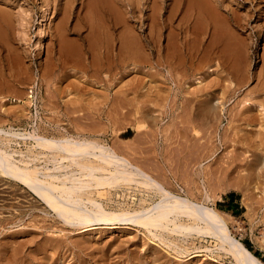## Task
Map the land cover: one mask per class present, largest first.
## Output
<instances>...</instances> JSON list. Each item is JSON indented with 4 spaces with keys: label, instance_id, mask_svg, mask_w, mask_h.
Instances as JSON below:
<instances>
[{
    "label": "rangeland",
    "instance_id": "374dc122",
    "mask_svg": "<svg viewBox=\"0 0 264 264\" xmlns=\"http://www.w3.org/2000/svg\"><path fill=\"white\" fill-rule=\"evenodd\" d=\"M138 1L143 6L142 9L136 7L135 12L119 6L121 0H0V10L9 18H0V129L23 134L35 132L39 136L59 140L70 137L96 139L107 146L116 147L115 150L121 151V155L134 165L143 167L147 173L157 177L166 190L182 196L190 192L188 196L191 199L202 200L223 214L222 217L226 216V227L231 237L243 243L264 262V90L259 89L258 85L263 76L260 68L264 63V18L259 16L250 20L240 0H224L223 5L228 4L237 14V29L231 28L235 36L230 39L213 40L207 36L211 32L209 27L206 28L202 23L195 24L199 20L189 11L186 0H165L166 8L161 12V20L159 17L160 21L153 28L156 31L152 32L146 23L149 15L146 5L149 0ZM207 2L211 6L216 5L215 0ZM229 8L220 6L217 12L221 17H228ZM183 15L189 20L190 38H184V29L175 26ZM126 19L132 25L133 35L140 38L141 45L145 43L142 52H150L146 64H137L128 59L129 53L123 61L126 65L117 62L119 59L115 54L123 25L127 24ZM218 25L221 26L222 22ZM157 31H161L160 35H157ZM219 31L224 32L225 29ZM157 40L161 42L159 46ZM162 57L171 64V71L165 68L167 62ZM172 64L176 66L175 69ZM178 68L182 69L179 71ZM210 104L213 111L208 107ZM116 112L120 114L118 117ZM208 131H211L210 134ZM203 138H206L205 141ZM194 141H197L196 145ZM35 146L31 139L0 135V148L14 153V159L26 162L27 159L35 158L30 163L32 166L51 168L52 164L48 162L52 156L50 151ZM237 154L244 158L238 170L244 169L252 155H259L262 159L257 177L253 182H247L250 185H245L247 189L244 188L243 192L237 189L236 176L243 172L238 173L236 169L234 176L222 180L215 175L220 165L226 167L224 164L227 165ZM172 155H175L174 159ZM62 164L67 165V162L63 161ZM203 182L208 199L200 191ZM128 183L96 188L89 195H77L85 200H95L107 211L116 214L147 208L159 200L157 193L152 190L141 184L139 186V183ZM228 183L233 187L224 189ZM0 185L8 190L5 194L0 191V196L9 198L4 201L0 197L3 202L1 204L0 201V264H137L132 257L135 253L142 257L139 264H237L231 253H227V247L220 246L219 240L209 233L205 235L191 231L187 236L183 231V236L181 233L176 235L153 231L155 235H160L155 239L151 233L128 222L126 225L116 222L110 225L112 229H109V225L99 224L94 226V230L80 233L64 224L22 185L1 176ZM243 194H247V197ZM85 205L89 206L88 203ZM181 222L188 225L193 223L185 218ZM199 226L204 227L203 224ZM15 244L17 246L14 248Z\"/></svg>",
    "mask_w": 264,
    "mask_h": 264
},
{
    "label": "bare ground",
    "instance_id": "6f19581e",
    "mask_svg": "<svg viewBox=\"0 0 264 264\" xmlns=\"http://www.w3.org/2000/svg\"><path fill=\"white\" fill-rule=\"evenodd\" d=\"M181 1V0H180ZM187 1V5H189V11L191 13H193V16H196V20L199 21H195L196 23H202V25L206 28L209 27V29H211V32H209L210 34H208L207 36L210 39L216 40L218 38L221 39H230L232 37L235 36V33L231 31V28H236L237 25V14H235L236 12H234L233 9L229 8L228 4L223 5L225 3L224 0H215L216 5L215 6H211L207 0H186ZM165 0H149L148 1V5H146L149 9L148 12V17L146 19V23L148 25V28H150V30H155L153 29L158 21V18L161 16V12L166 8L165 6ZM240 3H242L244 5L243 9L245 12V15L248 19H252V18H258L259 16H262L264 18V0H240ZM116 4V3H114ZM118 4V3H117ZM144 5V7H145ZM117 6V5H116ZM124 9L130 8V11H133L136 7L137 9H142L141 7L142 2L138 1V0H121V5ZM217 6V7H216ZM220 6L225 7V9L228 7L229 9L227 10V15L230 16H225V17H221L219 15V13L217 12L218 9H220ZM118 7V6H117ZM115 9V8H114ZM136 9V10H137ZM93 11V10H92ZM135 11V10H134ZM226 11V10H225ZM136 12V11H135ZM230 12V13H229ZM130 13V12H129ZM128 13V14H129ZM125 14V13H124ZM131 14V13H130ZM189 15V13H187ZM127 15V14H126ZM131 16V15H130ZM139 16V15H138ZM171 16V15H170ZM172 16H175L172 15ZM171 16V17H172ZM135 17V16H134ZM141 17V16H140ZM170 17V18H171ZM192 17V16H191ZM203 17V18H202ZM0 18L4 19V20H8V15L6 13H4L3 11L0 10ZM133 19V18H132ZM138 20V19H137ZM161 20V17H160ZM159 20V21H160ZM201 20H203L201 22ZM131 21V20H130ZM129 21V22H130ZM158 21V22H159ZM171 21V20H170ZM14 22V21H13ZM189 20L184 17V15L182 16V18L176 22L175 26L176 28H180V29H184V38H190V33H188L189 30ZM222 22V25H221ZM127 23V19L126 22ZM162 23V22H161ZM172 23V22H171ZM170 23V24H171ZM220 23L221 26H219L218 24ZM160 24V23H159ZM173 24V23H172ZM171 24V25H172ZM146 25V27H147ZM161 26V25H159ZM164 26V25H163ZM169 26V25H168ZM95 27V26H94ZM158 27V26H157ZM116 28V27H115ZM147 28V29H148ZM161 28V27H158ZM167 28V27H166ZM205 28V30H206ZM248 28V27H247ZM40 29V28H39ZM104 29V28H103ZM171 29V27H170ZM221 29H225V31H219ZM237 29V28H236ZM88 30V29H87ZM86 30V31H87ZM109 30V29H108ZM117 30V29H116ZM161 30V29H160ZM106 31V30H104ZM118 31V30H117ZM156 31V30H155ZM159 31V29H158ZM157 31V35H160V31L158 33ZM236 31V30H235ZM63 34V31H61ZM148 32V31H147ZM153 32V31H152ZM151 32V35H152ZM166 32V31H165ZM111 33V31H110ZM133 31H132V25L130 23L124 24L123 25V32L122 34H120V44L118 50L116 51L117 57L119 59L120 64L122 65H126L125 61L127 58L134 60L138 63L143 62V64L145 62L148 61L149 59V55L150 52H142L143 49V45L145 43H142L143 45H141L140 38L136 37L133 35ZM97 34V33H96ZM113 34V33H112ZM136 34V33H135ZM101 35V34H100ZM154 35V34H153ZM153 35L151 37H153ZM163 35V34H162ZM165 35V34H164ZM167 35V34H166ZM165 35V36H166ZM182 35V34H181ZM196 35V34H195ZM63 36V35H62ZM169 36L171 37V31L169 32ZM204 36V35H203ZM104 37V36H103ZM113 37V36H112ZM162 37V36H159ZM177 37V36H176ZM202 37V36H201ZM200 37V38H201ZM205 37V36H204ZM68 38V37H67ZM95 38V37H94ZM117 38V37H116ZM167 38V37H166ZM165 38V40H166ZM169 38V37H168ZM64 39V38H63ZM102 39V38H101ZM160 38H158L159 40ZM164 39V38H163ZM111 40V39H110ZM113 40V39H112ZM142 40V39H141ZM155 40V39H154ZM157 40V42H158ZM164 40V41H165ZM171 39H169V43ZM176 40V39H175ZM182 40V39H181ZM203 40V39H202ZM233 40V39H232ZM103 41V39L101 40ZM211 41V40H210ZM226 41V40H225ZM113 42V41H112ZM144 42V41H143ZM153 42V41H152ZM160 42V41H159ZM159 42L158 45L159 46ZM168 42V40H167ZM204 42V41H203ZM78 43V42H77ZM161 43V42H160ZM166 43V41H165ZM181 44V43H180ZM183 44V42H182ZM213 44V43H212ZM118 45V44H117ZM154 45V44H153ZM167 45V43H166ZM185 45V44H183ZM204 45V44H203ZM210 45V44H209ZM63 46V45H62ZM97 46V45H96ZM103 46V45H102ZM115 46V45H114ZM147 45H145L146 47ZM164 46V45H163ZM190 46V45H189ZM66 47V46H64ZM111 47V46H110ZM208 47V45L206 46ZM213 47V46H212ZM82 48V47H81ZM100 48V47H99ZM104 48V47H103ZM159 48V47H158ZM161 48V47H160ZM165 48V47H163ZM167 48V47H166ZM180 48V47H179ZM67 49V48H66ZM108 49V48H105ZM113 49V48H112ZM152 49V48H151ZM82 51V49H80ZM110 50V48H109ZM145 50V49H143ZM147 50V48H146ZM190 50V49H189ZM193 50V49H192ZM218 50V49H217ZM99 51V49H98ZM158 51V50H155ZM221 51V50H220ZM232 51V50H230ZM234 51V50H233ZM52 52V51H50ZM102 51H100L101 54ZM161 52V50H160ZM163 52V51H162ZM186 52V51H185ZM192 52V51H191ZM212 52V51H211ZM237 52V51H236ZM80 53V52H79ZM84 53V52H83ZM97 53V52H96ZM168 53V52H167ZM178 53V52H177ZM193 53V52H192ZM234 53V52H233ZM264 48H263V52H262V57L264 60ZM95 54V53H94ZM107 54V53H106ZM158 54L160 55V53L158 52ZM164 54V53H163ZM190 54V52H189ZM213 54V53H212ZM67 55V54H66ZM113 57V54H111ZM114 55V56H115ZM158 55V56H159ZM167 55V54H165ZM223 55V53L221 54ZM94 56V55H93ZM92 56V57H93ZM152 56V55H151ZM162 56V54H161ZM189 56V55H187ZM196 56V55H195ZM213 56V55H212ZM99 57V56H98ZM167 57V56H166ZM172 57V56H171ZM226 57V56H225ZM232 57V56H231ZM230 57V58H231ZM49 58V57H48ZM63 58V57H62ZM101 58V56H100ZM99 58V59H100ZM108 58V56H107ZM163 58V57H162ZM170 58V57H169ZM168 58V59H169ZM182 58V57H181ZM191 58V56H190ZM235 58V57H234ZM75 59V58H74ZM77 59V58H76ZM98 59V58H97ZM106 59V57H105ZM113 59V58H111ZM164 59V58H163ZM171 59V58H170ZM178 59V57H177ZM87 60V59H85ZM103 60V59H102ZM102 60H100L102 62ZM117 60V59H116ZM131 60H128L131 61ZM155 60V59H154ZM195 60V59H194ZM48 61V60H46ZM88 61V60H87ZM169 61V60H168ZM188 61V60H187ZM199 61V60H198ZM241 61V60H240ZM50 62V61H49ZM84 62V60H83ZM98 62V61H96ZM112 62V60H111ZM127 62V63H128ZM155 62V61H154ZM164 62H167L166 59H164ZM173 62V60H172ZM180 62V61H179ZM82 63V61H81ZM80 63V65H81ZM90 63V62H89ZM100 63V62H98ZM108 63V62H107ZM160 63V62H158ZM163 63V62H162ZM175 63V62H174ZM173 63V64H174ZM248 63V62H247ZM66 64V63H65ZM74 64V63H72ZM93 64V63H92ZM109 64V63H108ZM106 64V65H108ZM112 64V63H111ZM146 64V63H145ZM172 64V67H174ZM190 64V62H189ZM204 64V63H203ZM249 64V63H248ZM77 65V64H76ZM75 65V67H76ZM85 65V64H82ZM95 65V63H94ZM114 65V63L112 64ZM226 65V64H225ZM60 66V65H59ZM66 66V65H64ZM68 66V65H67ZM72 66V65H71ZM118 66V64L116 65ZM164 66V65H163ZM199 66V65H198ZM235 66V65H234ZM262 67L260 68L262 79L260 81L259 85V89L264 90V63L263 65H261ZM55 67V66H54ZM79 67V66H78ZM81 67V66H80ZM105 67V66H104ZM111 67V66H110ZM108 69H111V68ZM176 67V66H175ZM174 67V69H175ZM230 67V65H229ZM46 68V67H45ZM87 68V66H86ZM164 68V67H163ZM165 68L169 71V69L171 68V64L170 63H166ZM187 68V67H186ZM200 68V67H199ZM203 68V67H202ZM201 68V69H202ZM48 69V68H47ZM81 69V68H80ZM98 69V68H97ZM135 69V68H134ZM179 71L182 68H178ZM177 69V70H178ZM232 69V68H231ZM43 70V69H42ZM49 70V69H48ZM198 70V69H197ZM126 71V70H125ZM171 71V69H170ZM176 71V70H174ZM178 71V72H179ZM208 71V70H207ZM127 72V71H126ZM209 72V71H208ZM247 72V71H246ZM258 72V71H257ZM45 73V72H43ZM92 74V72H91ZM184 74V73H183ZM232 74V73H231ZM259 74V75H260ZM43 75V74H42ZM249 75V74H248ZM41 76V75H40ZM181 76V75H179ZM238 76V75H237ZM257 76V75H256ZM96 77V76H95ZM135 77V76H134ZM243 77V76H242ZM246 77V75H245ZM248 77V76H247ZM93 78V77H92ZM91 78V79H92ZM235 78V77H233ZM96 79V78H95ZM133 79V78H132ZM142 79V77H141ZM196 79V78H195ZM129 80V79H128ZM136 80V78L134 79ZM138 80V79H137ZM143 80V79H142ZM247 80V79H246ZM251 80V79H250ZM1 81V80H0ZM76 81V80H75ZM105 81V80H104ZM2 82V81H1ZM101 82V81H100ZM110 82V81H109ZM124 82V81H123ZM131 82V81H130ZM251 82V81H250ZM99 83V81H98ZM127 83V82H126ZM125 83V84H126ZM132 83V82H131ZM181 83V82H180ZM122 84V85H125ZM133 84V83H132ZM135 84V83H134ZM218 84V83H217ZM242 84V83H241ZM3 85H7V84H3ZM79 85V84H78ZM80 86V85H79ZM133 86V85H132ZM214 86V85H213ZM247 86V85H246ZM252 86V85H251ZM121 87V86H120ZM117 88V87H116ZM122 88V87H121ZM13 89V87H12ZM119 88H117L118 90ZM208 89V88H207ZM16 90V89H15ZM121 90V89H120ZM194 90V89H193ZM7 91V89H6ZM115 91V90H114ZM8 92V91H7ZM15 92V91H14ZM23 92V91H22ZM145 92V91H144ZM157 92V91H156ZM155 93V92H154ZM9 94V92H8ZM13 94V93H12ZM11 94V95H12ZM141 94V93H140ZM17 95V93H16ZM21 96V95H20ZM128 96V95H127ZM223 96V95H222ZM16 97V96H15ZM19 97V96H18ZM113 97V96H112ZM146 97V96H145ZM148 97V96H147ZM146 97V98H147ZM115 98V97H114ZM112 98V100L114 99ZM128 98V97H127ZM139 98V97H138ZM142 98V97H141ZM203 98V97H201ZM207 98V97H206ZM20 99V98H19ZM98 99V98H96ZM117 99V98H115ZM129 99V98H128ZM143 99V98H142ZM151 99V97H150ZM194 99V98H193ZM87 100V99H86ZM85 100V101H86ZM94 100V99H92ZM100 100V98H99ZM124 100V99H123ZM133 100V99H132ZM140 100V99H139ZM158 100V99H157ZM166 100V99H165ZM189 100V99H188ZM79 101V100H78ZM104 101V100H103ZM115 101V100H114ZM185 100H183L182 102H184ZM70 102V101H69ZM76 102V101H75ZM94 102V101H93ZM92 102V103H93ZM116 102V101H115ZM125 102V101H124ZM153 102V101H152ZM188 102V101H187ZM103 103V102H102ZM160 102H158L159 104ZM191 103V101H190ZM190 103H188L190 105ZM197 103V102H195ZM242 103V102H241ZM69 104V103H68ZM67 104V106H68ZM75 104V103H74ZM113 104V103H112ZM115 104V103H114ZM132 104V103H131ZM144 104V103H143ZM157 104V106H158ZM164 104V103H163ZM162 104V105H163ZM183 104V103H182ZM21 105V104H20ZM93 105V104H92ZM125 105V104H124ZM133 105V104H132ZM141 105V104H140ZM139 105V106H140ZM147 105V104H146ZM169 105V104H168ZM184 105V104H183ZM196 105V104H195ZM194 105V106H195ZM95 106V105H93ZM116 106V105H114ZM148 106V105H147ZM155 106V105H154ZM172 106V105H171ZM208 106V105H207ZM91 107V106H90ZM120 107V106H118ZM121 107H123L121 105ZM127 107V106H126ZM141 107V106H140ZM183 107V106H182ZM187 107V106H186ZM208 107H210L209 109H212V105L210 104ZM68 108V107H67ZM95 108V107H94ZM93 108V111L96 109ZM99 108V107H98ZM190 108V107H189ZM200 108V107H199ZM239 108V107H238ZM65 109V108H64ZM69 109V108H68ZM92 109V108H91ZM108 109V108H107ZM111 109V108H110ZM115 109V108H114ZM139 109V108H138ZM142 109V108H141ZM185 109V108H184ZM183 109V111H184ZM195 109V108H194ZM198 109V108H197ZM201 109V108H200ZM214 109V108H213ZM261 109V108H260ZM76 110V109H75ZM99 110V109H98ZM127 110V108H126ZM187 110V109H186ZM228 110H230L228 108ZM236 110V108H235ZM67 111V109H66ZM106 111V110H105ZM128 111V110H127ZM145 111V110H144ZM198 111V110H197ZM213 111V110H211ZM222 111V110H221ZM69 112V111H68ZM139 112V110H138ZM23 113V112H22ZM22 113L20 115H22ZM70 113V112H69ZM114 113V112H113ZM117 113V112H116ZM128 113V112H127ZM130 113V112H129ZM128 113V114H129ZM142 113V112H141ZM186 113V112H185ZM199 113V112H198ZM197 113V114H198ZM85 114V113H84ZM109 114V113H108ZM131 114V113H130ZM138 114V113H136ZM155 114V113H154ZM187 114V113H186ZM237 113H235L236 115ZM13 115V114H12ZM16 115V114H15ZM120 115V114H119ZM117 113V117L119 116ZM123 115V114H122ZM152 115V114H151ZM184 114H182L183 116ZM195 115V113H194ZM234 115V114H233ZM234 115V116H235ZM125 116V115H124ZM127 116V114H126ZM150 116V115H149ZM181 116V118H182ZM186 116V115H185ZM13 117V116H12ZM129 117V116H128ZM198 117H200L198 115ZM210 117V116H209ZM72 118V117H71ZM211 118V117H210ZM76 119V117H75ZM89 119V118H88ZM122 119V118H120ZM129 119V118H128ZM187 119V118H186ZM195 119V118H193ZM58 120V119H56ZM84 121L86 119H83ZM116 120V119H115ZM184 120V119H183ZM182 120V121H183ZM201 120V119H200ZM212 120V119H210ZM74 121V119L72 120ZM82 121V122H84ZM112 121V120H111ZM188 121V120H186ZM184 121V122H186ZM215 121V120H214ZM77 122V119H76ZM81 122V121H80ZM89 122V121H88ZM138 122V121H137ZM199 122V121H198ZM196 122V123H198ZM203 122V121H201ZM207 122V121H206ZM237 122V120H236ZM85 123V122H84ZM91 123V122H89ZM95 123V122H94ZM92 123V124H94ZM115 123V122H114ZM181 123V122H180ZM195 123V124H196ZM200 123V122H199ZM205 123V122H204ZM212 123V121H211ZM88 124V123H87ZM190 124V123H189ZM201 124V123H200ZM97 125V123H96ZM99 125V123H98ZM149 125V123H148ZM177 125V124H176ZM203 125V124H202ZM207 125V124H205ZM211 125V124H209ZM213 125V124H212ZM95 126V125H92ZM100 126V125H99ZM152 126V125H151ZM165 126V125H164ZM169 126V125H168ZM182 126V125H181ZM88 127V126H87ZM179 127V126H178ZM177 127V128H178ZM186 127V125H185ZM184 127V128H185ZM203 127V126H202ZM96 128V127H95ZM118 128V125H117ZM153 128V126H152ZM175 127H173L174 129ZM175 128V129H177ZM180 128V127H179ZM199 128V126H198ZM197 128V129H198ZM93 129V128H91ZM99 129V128H98ZM186 129V128H185ZM213 129V128H212ZM216 129V128H215ZM121 130V129H120ZM153 130V129H152ZM163 130V129H162ZM200 130V129H199ZM210 130V129H209ZM214 130V129H213ZM212 130V131H213ZM38 131V130H37ZM141 131V130H140ZM181 131V129L179 130ZM178 131V132H179ZM186 131V130H185ZM225 131V130H224ZM103 132V131H102ZM117 132V131H116ZM167 132V131H166ZM187 132V131H186ZM209 132V131H208ZM211 132V131H210ZM210 132L208 134H210ZM240 132V131H239ZM24 133V132H23ZM20 132H16L14 130H8L5 131L3 129H0V135H4L5 137H9V138H15V139H31L36 146L35 147H40V148H46V150L48 149L51 153V162L52 166L51 168H39L36 166H32L30 163L35 161V158L32 159H27L26 162L24 160L21 159H14L13 155H15L14 153L10 154L8 153L6 150V148H0V176L4 177L10 181L16 182L20 185H22L24 188H26L29 192H31L32 194H34L37 199L50 211H52L54 213V215L60 219L64 224H67V226L73 227V229L75 228V231L80 232V233H85V232H89L91 230H94V226L99 225V224H105V225H115L116 222L118 223H124L126 225V223L128 222L131 223L132 225H136L137 227H140L144 230H146L148 233H151V235H153L152 237H154L155 239L156 236L153 233V231H160L161 233L167 232V234H182L183 236L185 234H183V231L186 232V235L188 236V234L192 231L195 232H199L197 234L200 233H209L210 235H213L214 238L216 237V239L219 240V242L221 243L220 246H226V250L227 253H231L230 255L234 258L235 262L237 264H264V262H262L257 256H255L249 249L248 247H246L243 243H241L238 240H235L234 238L231 237V235L228 232V229L226 227V222H225V218L226 216L222 217L223 214H221L220 212H218L216 209H214L213 207H209L207 206L202 200H193L191 199L188 195L189 193H185L186 195L182 196L179 193L173 194L171 193L169 190H166L161 183L151 174L147 173L145 170H143V167H139L137 165H134V163H132L129 159H127V157L125 158L124 156H122L121 151L118 153L116 147L112 148L111 145L107 146L105 144H103L101 141H98L96 139H86V138H78V137H70V138H65V139H55V138H46L43 136H39L37 134H35V132L32 133H28V134H23ZM145 135L147 134L146 132H144ZM156 133V131H155ZM175 133V132H174ZM231 133V131H230ZM154 134V133H153ZM185 133H183L184 135ZM224 134V133H223ZM239 134V133H238ZM137 135V134H136ZM149 134H147L148 136ZM171 135V134H170ZM190 135V134H189ZM202 135V133H201ZM230 135V134H229ZM232 135V134H231ZM150 136V135H149ZM175 136V135H174ZM144 137V136H141ZM164 137V136H163ZM189 137V136H188ZM194 137V136H193ZM203 137H205L203 135ZM134 138V137H133ZM132 138V139H133ZM140 138V137H139ZM149 138V137H148ZM183 138V137H182ZM187 138V137H185ZM196 138V137H195ZM224 138V137H223ZM234 138V137H232ZM236 138V137H235ZM257 138V136L255 137ZM172 139V138H171ZM184 139V138H183ZM198 139V138H197ZM206 138H203V140ZM134 140V139H133ZM142 140V138H141ZM145 140V139H144ZM179 140V139H178ZM234 140V139H233ZM151 141V140H150ZM149 141V142H150ZM174 141V140H173ZM205 141V140H204ZM114 142V141H113ZM175 142V141H174ZM195 142V141H194ZM197 142V141H196ZM195 142V145H196ZM202 142V141H201ZM10 143V142H9ZM146 143V141H145ZM171 143V142H170ZM245 143V142H244ZM3 144V143H2ZM115 144V143H114ZM112 143V145H114ZM117 144V143H116ZM125 144V143H124ZM124 144H122L124 146ZM129 144V143H128ZM137 144V143H136ZM173 144V143H172ZM186 144V143H185ZM190 144V143H189ZM201 144V143H200ZM211 144V143H210ZM237 144V143H236ZM241 144V142H240ZM126 145V144H125ZM131 145V144H130ZM140 145V144H137ZM174 145V144H173ZM178 145V144H177ZM199 145V144H198ZM116 146V145H114ZM127 146V145H126ZM133 146V145H132ZM169 146V145H168ZM191 146V145H190ZM194 146V145H193ZM204 146V145H203ZM210 146V145H209ZM208 146V147H209ZM243 146V145H242ZM258 146V145H257ZM119 147V145H118ZM128 147V146H127ZM134 147V146H133ZM139 147V146H138ZM143 147V146H142ZM141 147V148H142ZM148 147V145H147ZM175 147V146H174ZM180 147V146H179ZM182 147V145H181ZM200 147V146H199ZM136 148V147H134ZM140 148V147H139ZM146 148V147H145ZM165 148V147H164ZM172 148V147H171ZM249 148V147H248ZM122 149V148H121ZM128 149V148H127ZM126 149V150H127ZM133 149V148H132ZM144 149V148H143ZM148 149V148H147ZM153 149V148H152ZM151 149V150H152ZM170 149V148H169ZM182 149V148H181ZM194 149V148H192ZM199 149V148H198ZM211 149V148H210ZM119 150V149H118ZM130 150V149H129ZM139 150V149H137ZM149 150V149H148ZM166 150V149H165ZM172 150V149H170ZM174 150H176V147L174 148ZM178 150V149H177ZM190 150V149H189ZM202 150V148H201ZM204 150V149H203ZM123 151V150H122ZM173 151V150H172ZM194 151V150H193ZM130 152V151H129ZM137 152V151H136ZM135 152V153H136ZM144 152V151H143ZM237 152V151H236ZM147 153V152H145ZM153 153V152H152ZM170 153V152H169ZM168 153V154H169ZM180 153V152H179ZM192 153V152H191ZM232 153V152H231ZM240 153V152H239ZM261 153V152H260ZM60 155L59 157H57V155ZM129 154V153H128ZM150 154V153H149ZM173 154V153H172ZM178 154V153H177ZM181 154V153H180ZM179 154V155H180ZM188 154V153H187ZM199 154V152H198ZM151 155V154H150ZM176 155V154H175ZM174 155V156H175ZM172 155V158L174 157ZM187 156V155H186ZM184 156V157H186ZM197 155H195L196 157ZM230 156V155H229ZM240 156L242 155H238L237 157H233L231 158V161L227 163V165L224 164V166L226 167H218L216 169L215 175L217 179H228L231 177V175H233V172L236 171L237 172H243V174L241 173L240 175H236L237 176V189L241 190L240 192H243V189L246 188V186L250 185L247 184V182L251 183L254 181V179L257 177V173L259 171V169H261V162L262 159L259 155H252L249 162H247L246 165H244V169L242 170H238L240 168V161L242 159V157L240 158ZM134 157V156H133ZM171 157V155H170ZM130 158V157H129ZM135 158V157H134ZM137 158V157H136ZM152 158V157H151ZM168 158V157H167ZM198 158V157H197ZM222 158V157H221ZM138 159V158H137ZM146 159V158H145ZM144 159V161H145ZM174 159V158H173ZM172 159V160H173ZM191 159V157L189 158ZM244 159V158H243ZM242 159V160H243ZM148 160V159H147ZM182 160V159H181ZM188 160V159H187ZM197 160V159H195ZM194 160V161H195ZM228 160V158H227ZM226 160V161H227ZM67 162V165L62 164V162ZM143 161V160H141ZM143 161V162H144ZM152 161V159H151ZM170 161V160H169ZM176 161V159H175ZM186 161V160H185ZM189 161V160H188ZM193 161V160H192ZM142 162V163H143ZM148 162V161H147ZM156 162V161H155ZM171 162V161H170ZM177 162V161H176ZM187 162V161H186ZM202 162V161H201ZM21 163L23 166L21 167L19 164ZM145 163V162H144ZM153 163V162H152ZM173 163V162H172ZM184 163V161H183ZM196 163V162H195ZM218 163V162H217ZM225 163V161H224ZM242 163V161H241ZM140 164V163H138ZM155 164V163H154ZM157 164V163H156ZM174 164V163H173ZM187 164V163H186ZM194 164V163H193ZM222 164V162H221ZM152 165V164H151ZM189 165V164H188ZM243 165V164H241ZM143 166V165H142ZM148 166V165H147ZM154 166V165H153ZM176 166V165H175ZM190 166V165H189ZM215 166V165H214ZM73 167V168H70ZM151 167V166H150ZM149 167V168H150ZM155 167V166H154ZM185 167V166H184ZM193 167V166H192ZM205 167V166H204ZM161 168V167H160ZM183 168V166H182ZM187 168V167H186ZM216 168V167H215ZM174 169V168H173ZM160 171V169H159ZM181 171V170H180ZM179 171V172H180ZM186 171V169H185ZM189 172H190V168H189ZM151 173V172H150ZM186 173V172H184ZM175 174V173H174ZM182 175V174H181ZM189 176V175H188ZM234 176V175H233ZM235 176V177H236ZM159 177V176H158ZM180 177V176H178ZM187 178V177H185ZM234 178V177H233ZM203 179V178H202ZM163 180V178H162ZM185 180V179H184ZM189 180V179H188ZM208 180V179H207ZM232 180V179H230ZM161 181V180H160ZM181 181V180H180ZM178 181V182H180ZM202 181V180H201ZM120 182L122 183H130L131 182H135V184H138L140 186V184L142 186H144L145 188H148L150 190H152L154 193H157V195L159 196V200L156 201V203L151 204L150 207H143L139 210H134L132 212H123V213H114L111 211H107L102 205L101 203L95 201V200H91V199H83V197H79V193H86V195L91 194V192L96 189V188H110L113 187L114 185H118ZM165 182V181H164ZM217 182V181H216ZM223 182V181H222ZM219 182V183H222ZM119 184V185H122ZM128 183V184H129ZM188 182L185 183V185ZM256 183V182H255ZM3 184V183H2ZM124 184V185H125ZM129 184V185H130ZM134 184V185H135ZM164 184V183H163ZM211 184V183H210ZM215 184V183H214ZM223 184V183H222ZM165 185V184H164ZM168 185V184H166ZM184 185V184H183ZM216 185V184H215ZM201 186V193H204L203 195L205 196V198H209L208 194H207V190L206 187L204 186V182L202 183ZM209 187V186H208ZM213 187V184H212ZM217 187V185H216ZM224 187V185L222 186ZM233 187V185H231L230 183H228V186L226 185V187L224 189H229ZM264 187V186H263ZM168 188V187H167ZM215 188V187H214ZM221 188V187H220ZM252 188V187H251ZM258 188H261L258 186ZM170 189V188H169ZM247 189V188H246ZM171 190V189H170ZM186 190V189H185ZM214 191V189H212ZM216 190V189H215ZM219 190V189H218ZM0 191L1 193H7L8 190H6V187L4 185H0ZM173 191V190H172ZM187 191V190H186ZM12 192V191H10ZM174 192V191H173ZM188 192V191H187ZM219 193V192H218ZM255 193V192H254ZM253 193V194H254ZM262 193V192H261ZM9 194V193H8ZM211 194L212 191H211ZM244 196L247 197V194H243ZM13 196V195H12ZM20 196V195H19ZM22 196V195H21ZM211 196V195H210ZM219 196V195H218ZM2 197L1 199L5 201V199H9L7 197L4 196H0ZM18 197V196H17ZM243 197V196H242ZM20 198V197H19ZM202 198V197H201ZM204 198V199H205ZM262 198V197H261ZM16 199V198H15ZM244 199V198H243ZM246 199V198H245ZM2 200H0L2 202ZM20 202L22 200H19ZM85 201V202H84ZM210 200H208L209 202ZM243 201V200H242ZM247 201V200H246ZM245 202V201H244ZM7 203V202H6ZM86 203L89 204L85 205ZM3 204V202L1 203ZM10 204V202H9ZM9 204H7L9 206ZM245 205H247L246 203H244ZM14 205V204H13ZM249 205V204H248ZM4 206V205H2ZM258 206V205H257ZM13 207V206H11ZM248 207V206H247ZM251 207V206H250ZM256 207V206H255ZM253 207V208H255ZM3 208V207H2ZM43 209V208H42ZM256 209V208H255ZM45 210V209H44ZM8 211V210H7ZM10 211V209H9ZM2 214V213H1ZM46 217V216H45ZM186 220H190L193 223L188 225V224H183L181 221H183V219ZM228 218V217H227ZM226 218V220H227ZM199 224H203L204 227L201 228L199 226ZM25 225V224H24ZM55 225V224H54ZM117 225V224H116ZM5 226V225H4ZM171 226V228L169 227ZM97 227V226H96ZM31 228V225H30ZM34 228V227H33ZM108 228V227H106ZM38 229V228H36ZM109 229H112L111 226ZM203 231V232H202ZM156 233V232H155ZM47 234V233H45ZM72 234V233H71ZM165 234V233H164ZM48 235V234H47ZM52 235V234H51ZM57 235V234H56ZM55 235V236H56ZM78 235V234H77ZM150 235V236H151ZM190 235V234H189ZM206 235V234H205ZM54 236V237H55ZM89 236V235H88ZM160 236V235H158ZM162 236V235H161ZM197 236V235H196ZM212 236V237H213ZM36 237V236H35ZM59 237V236H58ZM77 237V236H76ZM173 237V236H172ZM60 238V237H59ZM160 238V237H159ZM171 238V237H170ZM186 238V237H185ZM210 238V237H209ZM63 239V238H62ZM81 238H79L80 240ZM73 240V239H72ZM162 240L164 241V239L162 238ZM158 241L160 242V240L158 239ZM15 242V241H14ZM72 242V241H71ZM21 243V242H20ZM157 243V242H156ZM166 243V242H165ZM8 244V243H7ZM19 244V243H18ZM162 244V242L160 243ZM170 244V243H169ZM70 245V244H69ZM83 245V244H82ZM114 245V244H113ZM168 245V244H167ZM166 245V246H167ZM10 246V245H9ZM17 245H14V248ZM20 246V245H19ZM164 246V244H163ZM170 246V245H168ZM11 247V246H10ZM22 248V247H21ZM167 248V247H166ZM216 248V247H215ZM219 247H217L218 249ZM222 247H220L221 249ZM11 250V249H10ZM17 250V248H16ZM46 250V249H45ZM164 250V249H163ZM225 250V249H224ZM19 251V250H18ZM197 251V250H196ZM223 251V250H221ZM31 252V251H30ZM166 252V251H165ZM168 252V251H167ZM224 252V251H223ZM226 252V251H225ZM12 253V252H11ZM18 253V252H17ZM62 253V252H61ZM9 254V253H8ZM20 254V253H19ZM22 254V253H21ZM169 254V253H168ZM4 255V254H3ZM12 255V254H10ZM16 255V254H15ZM170 255V254H169ZM17 256V255H16ZM4 257V256H3ZM6 257H8L6 255ZM134 258V261H136L135 263L139 264L142 261V257L138 254H134L132 256ZM161 257V256H160ZM191 257V256H190ZM13 258V257H12ZM39 258V257H38ZM59 258V257H58ZM189 258V257H188ZM21 259V258H20ZM10 260V259H9ZM41 260V259H39ZM17 261V260H16ZM38 261V260H37ZM51 261V260H50ZM90 261V260H89ZM12 262V261H11ZM21 262V260H20ZM10 263V261H9ZM4 264V263H3ZM17 264V263H14ZM46 264V263H45Z\"/></svg>",
    "mask_w": 264,
    "mask_h": 264
}]
</instances>
